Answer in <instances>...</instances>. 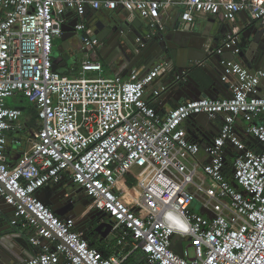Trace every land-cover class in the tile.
Returning <instances> with one entry per match:
<instances>
[{"label":"built area","instance_id":"obj_1","mask_svg":"<svg viewBox=\"0 0 264 264\" xmlns=\"http://www.w3.org/2000/svg\"><path fill=\"white\" fill-rule=\"evenodd\" d=\"M174 6L188 24L201 13L232 21L247 11L264 31V0H0V200L14 208L13 225L32 229L33 245L48 241L21 264H125L137 251L145 264H264V69L222 59L220 81L230 93L161 113L146 94L173 74L171 58L127 77L105 76L102 61L91 57L74 64L77 76L54 67L55 41L75 18L83 46L100 48L88 9L154 17ZM233 31L216 53L239 56L241 35ZM150 38L138 37L139 48ZM188 75L182 69L177 78ZM170 83L155 89L153 100ZM18 93L36 106L39 127L9 164V134L25 111L8 101ZM201 114L223 118L204 143L184 126ZM65 177L75 188L67 198L82 189L109 218L98 224H111L103 238L110 254L83 238L75 217L61 218L40 198L42 188Z\"/></svg>","mask_w":264,"mask_h":264},{"label":"water","instance_id":"obj_2","mask_svg":"<svg viewBox=\"0 0 264 264\" xmlns=\"http://www.w3.org/2000/svg\"><path fill=\"white\" fill-rule=\"evenodd\" d=\"M182 13V10H180L176 24L168 32L162 33L158 37L160 43L155 42V47L159 46L157 49L160 50V53L158 54L157 52L153 53L148 43L149 40L146 41L145 46L142 48H139L137 42L138 37L148 32V30L141 32L138 29L142 26L148 29L149 22L139 26L130 21L137 28L133 32L132 29H129L130 23L128 21L115 22L111 18L107 22L102 20L97 21L94 24V36L100 42L99 53L105 58L104 52L114 51L118 53L119 62L121 63L120 67H127L128 71H130L133 68H141L143 66L142 71L144 73L148 72L156 63L171 58L175 63V69L170 85L177 90L179 89L180 93L185 94L183 90L190 83H194L198 87L197 90L200 93L203 92L199 96H207V91L212 92L217 84L225 88L226 85L220 81L222 59L233 60L243 57L249 67H251L250 61L252 59L254 61L255 59L260 64L253 68L264 69V31L261 24L257 21H252L247 28L248 32L241 35L239 46L242 47V52L237 57L231 51H227L222 55L216 53L215 49L220 45L221 38L218 36V33L215 34L213 32L214 26L209 30H196L193 26L194 24H188L183 21ZM137 15L138 13L134 14L135 17ZM208 16L213 20L214 15L209 13ZM76 25L77 19L75 18L69 24L62 26L63 34L60 38L61 42L56 47V51H54V67L60 71L64 66L78 64L77 57L84 52H88L87 49H84L82 34L76 29ZM105 27L109 29L108 33L103 32L106 29ZM221 33L223 34L222 36L225 35L223 31ZM209 39H212L216 43L212 44L209 42ZM194 49H199V51ZM65 50L68 51L67 54H65ZM68 57H71L73 62ZM95 60L98 59L95 58ZM185 68L189 72L203 70L205 74L211 76L212 81L209 88L202 89L203 83L191 76V74L187 76V80L178 79L177 76ZM195 119L204 125L208 122L209 116L201 114L195 116ZM190 134H193L192 131H190ZM52 189L55 190L51 185H48L40 190L42 201L50 206L61 218L68 217V215L75 217L77 230L82 233L85 240L89 241L88 223L89 220L96 218L95 215L88 214L87 211V209L92 208V204L88 203L91 199L85 202L83 197L80 196V193L83 191L80 189L77 192V196H71L66 199V206L63 209L54 198H47V190ZM77 202H81L86 208L87 212L85 211V216H80L82 215L81 212L77 211ZM9 207L11 208L9 209ZM13 211L14 208L6 203L4 199L0 200V264H21L36 254L29 251L28 240L20 227L12 224ZM89 228L93 229V226ZM95 231L103 237H107L111 232V224L109 222L97 224ZM58 239L61 241V238L58 237ZM178 252L180 255H183L182 248Z\"/></svg>","mask_w":264,"mask_h":264},{"label":"crops","instance_id":"obj_3","mask_svg":"<svg viewBox=\"0 0 264 264\" xmlns=\"http://www.w3.org/2000/svg\"><path fill=\"white\" fill-rule=\"evenodd\" d=\"M154 1H161V0H154ZM179 12H180V7L174 6V7H170L167 9H162V10L157 11L154 17H144L140 14H138L137 17H135L133 14H130L123 7H119L116 10L101 9V10L95 11V10L88 9L87 17L90 18V26L92 27L93 31L95 29V26H94L95 22L100 21V20L107 22V20L110 18L111 20H114L115 22L128 21L130 23L129 29H132L133 32L137 30V28L134 27L133 23L141 26L149 22L148 29L142 26L138 30L141 32L148 30V32L151 33V38L149 39L148 43L151 46L153 53L157 52L158 54L160 53V50L157 49L159 46L155 47V42L160 43V40L158 37L162 33L168 32L176 24V19L178 17ZM155 20L157 21L156 22L157 24L153 26V23ZM130 21L133 23H131ZM250 23H251V16L249 12L247 11H243L239 13L238 17L232 21L225 20L223 19L222 16H214L213 20H211L208 14L201 13L197 15L193 26L195 27L196 30H200V31L209 30L211 29V27L214 26L213 32H215V34L218 33V36L221 38V41L222 40L224 41L227 35L229 34V32H232L233 30L239 33V35L247 33L248 32L247 28L250 25ZM162 25H164L166 29L164 28L163 30H161ZM105 28L106 29H104L103 32L108 33L109 29H107V27ZM221 31H223V33L225 34L224 36H222L223 34L221 33ZM221 41L219 44H221ZM60 42H61L60 38H57L55 41V48L58 46ZM209 42H211L212 44L216 43L212 39H209ZM84 49L86 50L85 47ZM194 50L199 51V49H194ZM67 52L68 51L65 50V54H67ZM104 54H105V58H103V56L99 53V49H98L97 52H92V51L84 52L80 54V58L81 60H83L84 58L91 57L92 59L97 58L98 60L102 61L103 66H104L103 74L105 76H115V75H122L124 77L128 76V72H129L128 68L120 67L121 63L119 62L118 53L114 51H107V52H104ZM68 58L72 59L71 57H68ZM238 58H239L238 60L246 64V61L244 60L243 57H238ZM251 61L249 64L251 66L250 68L252 69H255L253 67L258 66L260 64L259 62H256L255 59L254 61L252 62ZM143 68L144 67L142 66L141 68H137V69L143 70ZM61 72L69 76H77L79 72V65L73 64V65L64 66L62 67ZM189 74H191V76H193L194 78H197L198 81L203 83L202 89L209 88L212 79H211V76H209L208 74H205L203 70L192 71V72H189ZM167 75H165L164 77L160 78L157 82L150 85L147 89V94H146V98L149 99L150 101H153L161 113L168 112L175 105H177L178 103L184 102L187 99L199 97V95H202L203 92L200 93L197 90L198 87H196L194 83H190L186 87V89L183 90L185 94L180 93L179 89L177 90L176 88L170 87L166 91L162 92L158 100H153L154 90L159 88L162 84H166L170 82V79L172 78V73L168 76ZM207 92H208V96H223V94L225 96L228 93H230V90L227 88L225 89L224 87L222 88L219 84H217L212 92L210 91H207ZM222 119H223L222 116L211 118L209 119V122L205 123L204 125L198 123L195 120H190V121L185 122L184 126L188 132L189 131L194 132V136H190L193 140L199 141V143H204L211 137V135L212 136L216 135L219 132L221 124H222ZM247 125L248 124L246 122H242V121L239 122L240 127L247 126ZM16 139L22 140L21 143H16ZM34 139H35V132L30 130V127L27 126L25 122L23 121L18 122L16 130L9 134L8 141L11 140L12 143L10 144V142H8L9 144L7 145V149L5 152V156H6L5 158L7 162L9 164H15L19 156L25 153L27 143L30 140H34ZM52 187L55 188V190L53 189L47 190V193H48L47 198L49 199L54 198L59 203L60 207L64 209L66 206L65 201H67L66 200L67 196L65 192H71L72 190H74L75 189L74 184L71 182L70 179H68V177H65L59 185H52ZM39 195L41 197V194ZM10 208L11 207H9V209ZM76 209L78 212H81L82 215L80 216H85L84 213L86 211V208L83 206L81 202L76 203ZM91 226L92 225H90V222H89L88 223V232L90 235L89 242L92 245H96L97 239L95 236L92 237L93 233L96 231H94V229L92 228H89ZM20 229L25 234L28 240L27 242H28L30 252L38 253L40 249L42 248V246L48 243V241L44 239L43 245L35 246L29 241L30 234L32 233V229L28 227H21Z\"/></svg>","mask_w":264,"mask_h":264},{"label":"trees","instance_id":"obj_4","mask_svg":"<svg viewBox=\"0 0 264 264\" xmlns=\"http://www.w3.org/2000/svg\"><path fill=\"white\" fill-rule=\"evenodd\" d=\"M24 109H25V111H24V115H23L21 121L25 122V124L29 127L32 126L33 124H36L37 123V117H38V112H37L36 106L33 104H30L28 106H24ZM93 236H95L97 239L96 245H92V244H90V245L92 247H97L99 249H103V250H105L106 254H110V251H106V249H104L105 248L104 239H103L104 237L98 232H94L92 237ZM89 237H90V235H89ZM125 264H145L144 254L141 253L140 251H137L135 254H133L125 262Z\"/></svg>","mask_w":264,"mask_h":264},{"label":"flooded vegetation","instance_id":"obj_5","mask_svg":"<svg viewBox=\"0 0 264 264\" xmlns=\"http://www.w3.org/2000/svg\"><path fill=\"white\" fill-rule=\"evenodd\" d=\"M80 60H81L80 56L77 57V63H79ZM70 61L73 62L72 59H70ZM80 195L83 197V199L85 200V202H88V199H90L89 197L86 196V194H85L83 191L80 193ZM88 203L91 204V203H92V200H89ZM87 211H88V214H93V215L96 216L95 219H91V220H89L90 225L93 226V229H94V230H95V228L97 227V224H98V223H97V220H98V219H104V220H106V221H109V218H108V217L106 216V214L103 213V212L96 211V210H94L93 208L87 209Z\"/></svg>","mask_w":264,"mask_h":264},{"label":"rangeland","instance_id":"obj_6","mask_svg":"<svg viewBox=\"0 0 264 264\" xmlns=\"http://www.w3.org/2000/svg\"><path fill=\"white\" fill-rule=\"evenodd\" d=\"M55 51H56V48H55ZM8 101L10 102V104H13V105H24V106H28L30 105V103L27 101L26 98H24L21 94H17L16 96L12 97V98H9ZM38 124H33L32 126H30V130H32L33 132H37L38 130ZM10 144L12 143L11 140H9ZM12 146V145H11ZM196 210H199L200 209V205L197 204L196 205Z\"/></svg>","mask_w":264,"mask_h":264},{"label":"clouds","instance_id":"obj_7","mask_svg":"<svg viewBox=\"0 0 264 264\" xmlns=\"http://www.w3.org/2000/svg\"><path fill=\"white\" fill-rule=\"evenodd\" d=\"M208 96V95H207Z\"/></svg>","mask_w":264,"mask_h":264}]
</instances>
